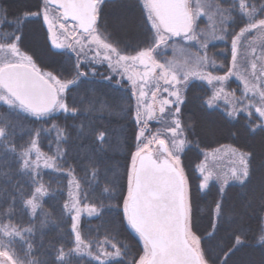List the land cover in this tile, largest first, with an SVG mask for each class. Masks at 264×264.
<instances>
[{"label": "trees", "instance_id": "obj_1", "mask_svg": "<svg viewBox=\"0 0 264 264\" xmlns=\"http://www.w3.org/2000/svg\"><path fill=\"white\" fill-rule=\"evenodd\" d=\"M220 1L233 6L232 0ZM251 1H258V12H264V0ZM41 6L42 0H0V44H16L44 75L52 71L62 79L75 78L77 60L69 51L51 46L39 14ZM230 8L234 21L228 23L225 38L207 48L216 61L211 69L217 73L228 71L232 37L245 25L244 16ZM118 10H123L125 27L116 20ZM99 14V31L121 51L134 53L148 46L151 32L143 0H105ZM248 36L251 38L244 34L239 44L243 49L238 71L251 69L253 48L248 46ZM248 79L264 89V77L259 83ZM227 88L235 96L233 109L203 105L202 99L206 101L211 90L202 81L194 80L185 89L187 99L180 118L190 145L183 154L182 173L185 206L186 177L191 206L190 218L186 213V236L200 254L188 235L190 225L209 264H219L230 248L235 249L223 264H264V121L255 113L260 97L258 92L245 93L243 82L234 77ZM64 100L67 111L58 112L31 111L19 102L11 106L0 103V245L14 251L19 264H136L144 251L143 242L149 250L150 246L128 217L133 180L126 215L123 210L129 166L138 146L132 88L127 80L120 82L114 75L96 72L78 78ZM249 103L253 104L251 114L244 110ZM232 110L235 114L229 117ZM159 125L150 124L152 130ZM33 143L53 158L55 167L38 166L35 173L31 167H23L22 154ZM224 144L250 153L247 180L231 178L223 192L217 182L201 190L196 170L200 151ZM72 180L77 182L83 202L99 209L95 215H83L79 222L85 252L73 250L72 216L65 210ZM39 183L48 193L39 197L42 206L31 214L23 200ZM220 202L217 227L216 206ZM12 224L21 235L7 238L5 226ZM237 235L241 238L238 247Z\"/></svg>", "mask_w": 264, "mask_h": 264}, {"label": "rangeland", "instance_id": "obj_2", "mask_svg": "<svg viewBox=\"0 0 264 264\" xmlns=\"http://www.w3.org/2000/svg\"><path fill=\"white\" fill-rule=\"evenodd\" d=\"M104 1L105 0H103L102 4L104 3ZM232 1H233L232 2L233 6L231 5L229 6L227 3H224L223 1L220 0H191V4L194 7L200 6V11H199V15L197 16V23L194 32V35L196 36V40L183 41L179 37H177L174 43H172V41H169V44L167 46H160L157 52L155 53L156 58L161 63L172 61L178 65H185L193 57V54L195 52L200 51L201 55L206 54L208 58V65L206 71H209L214 76H222L225 73H227L228 71H226L225 73H217L211 69L212 66L216 65V61L212 60L211 56L207 52V48L213 42H217L225 38V34L228 32L227 29L228 23L234 21V19H230V15H229L230 7L231 8L235 7L236 10H238V12L244 16L245 24L248 21V18L242 13L240 0H232ZM257 2L258 1L253 2L251 0H245L244 7H247L249 9L252 19L257 18L256 16L259 14L258 11L252 12L253 8L255 9L260 8L259 3ZM262 4L264 6V2ZM97 7L100 12L101 7L99 5H97ZM145 8L147 9L148 15H150L151 14L150 10L147 7ZM122 11L123 10L117 11L116 20L125 27L126 26L125 21L122 20V16H123ZM39 14L43 18V23L47 29V37L51 46L55 49L66 50L74 54L79 69L77 76L75 78L73 77L70 79H62L52 71L45 72L46 73L45 75L57 87L58 90L59 99L54 108L57 112L67 111V105L64 100V96L66 94L67 89L72 84L77 82L78 78L80 77L89 74H95L96 72L100 74L102 72H105L107 73V77H111L112 75H114L116 76V79L120 82H122L123 80H127L126 77H124L119 72L113 73L111 71L109 67V62L105 60L102 55L104 49L100 47V45L96 43L94 40L90 39V37L92 36L91 30H89L86 33L84 30L78 29L77 23L75 21H73L70 18L66 19L65 17H63V13L61 9L55 5L48 3L47 0H42V6L40 8ZM127 23L128 22L126 21V24ZM247 33L251 34V38L250 36L247 37L249 38L247 39L248 46H250L251 48H255L256 50V52L255 53L252 52L253 55L250 56L251 58L249 61L250 63H252L251 59H255V55L259 56V54L262 51H264V48H262V45H264V33H257L252 31H248ZM98 34L101 35V38L105 39V37L101 34L100 31ZM243 36L244 34L240 36L239 44ZM201 44L204 45L203 48H201ZM242 49L243 48L239 46V54ZM119 51L120 54L122 55H134L136 53V52L125 53L120 49ZM97 53H100L101 55H97ZM116 58L117 57L113 56V59ZM5 62L6 63L23 62V63H29L34 67L37 66L36 64L33 63L31 57L14 43L0 44V67L3 66V63ZM130 62L131 61H125V63H130ZM255 62L259 65L260 62H264V61L255 60ZM250 63H248L247 66H249ZM99 65L104 66L105 69L100 68ZM229 67H233L231 63V59H230ZM238 67H239V63H237V65L235 66L236 74L229 76L228 80L222 83H220L219 80L213 81V85H216L217 89L223 87L225 95H221L219 98L215 99L212 106H219V107L227 106L230 109H233L235 96L227 88V82L229 81L230 78L234 77L237 80L242 81L244 84V80L250 78V72H251V69L247 70L248 67L241 69V71H238ZM194 80L202 81L205 84H207L211 90L210 96L212 95L214 91L212 86L209 85L206 80L199 79L195 76L189 78L187 82V86ZM140 83H143V81L137 82L136 95H133V88L130 85L132 88V95L134 97V117L138 123L139 128L137 135L138 146L136 151L132 155L131 163L128 171V189L123 207L125 215L127 214L125 209L126 200L128 194L130 193L132 180H133L134 167L140 153L152 152L153 155L165 159V161L173 162L183 171L184 170L183 166H185L183 154L186 152V149L190 145L188 139H186L183 129L182 130L177 129L175 132L172 131V129L175 128V124L173 123V115H172L175 107L174 99L172 97H169V99H173V104L165 105L166 111L164 113H160L158 111L157 105L154 102L153 92L156 90L157 84H159L160 87H159V91L156 92L155 100H162L164 97L168 96V93L164 92L163 88L164 87L170 88L171 85H164L162 81L161 82L155 80L149 81L145 85L144 90L146 94L142 98V103L144 107L141 108V103H140L141 98L139 97ZM249 83L251 85L252 83L254 84L256 82L254 81L251 82L249 80ZM0 103L6 104L8 106L17 104L16 99L1 84H0ZM62 104L64 105L63 107H61ZM150 104L152 106V110L154 113L152 116L149 115L148 106ZM152 122H159L160 125L152 130L150 126ZM208 131L210 132L211 130ZM2 136H3V131L0 130V138ZM181 140L186 141V143L181 149L178 150L177 143ZM161 143H163V148ZM222 146L223 149L217 151L218 149H221ZM229 148L238 149L228 144L220 145L213 148L201 149L200 159L196 163L197 166L196 170L199 176V187L201 190H205L211 182H217L221 189V183H223L221 177L230 174L232 168L235 166L234 162L238 163L237 159L231 156V154L228 152ZM27 150L29 151L30 160L36 159L38 155V151L41 152L38 149L37 145H36V149H33L31 146ZM239 150L244 153H249L248 151L242 149ZM247 165L249 166V158L247 160ZM38 166L47 167L45 164H43V161H41V163ZM201 168L203 169V172L201 171ZM205 175L209 176V179L206 182V184L204 183ZM230 179H228L227 183L224 184V189L228 184V182L230 181ZM221 192L223 191L221 190ZM70 193L75 194V199L78 201V206L81 209L76 221L75 232L73 231V227H72L75 245H76L77 243L76 233H79L80 235L79 222L82 216L83 215L91 216L97 214L98 212H92V214H89L88 209L91 208L97 209V208L93 205H90L89 203L83 202L80 196L79 186L75 180L71 181ZM72 199L73 197L72 195H70L69 204H71ZM186 207H187L186 212H188V217L190 218L191 206H190L189 185L187 182V177H186ZM68 212L72 216V225H73V215L75 214V209H72L71 211ZM188 235L190 239L193 241V243L198 247V249L201 250L200 239L193 233V231L190 228V225H188ZM6 236L8 238L9 236L12 235H6ZM143 244H144V251L140 256V258L138 259V261L136 262V264H143L150 254L148 245L145 242H143ZM0 247H4V246L0 245ZM80 247L84 248L82 244H80ZM80 252H85V251H80Z\"/></svg>", "mask_w": 264, "mask_h": 264}, {"label": "snow or ice", "instance_id": "obj_3", "mask_svg": "<svg viewBox=\"0 0 264 264\" xmlns=\"http://www.w3.org/2000/svg\"><path fill=\"white\" fill-rule=\"evenodd\" d=\"M103 0H88L86 3H81L79 5L69 6L70 11L68 15L75 17L80 21L79 26L87 33L91 30L92 36L90 39L94 40L104 49L103 58L109 62V67L113 73L119 72L129 81V84L133 88V95H136V85L138 81H143L139 84V97L141 108L144 107L142 103V98L145 96V85L151 81L163 82L164 85H171V87H164L163 91L168 93V96L164 97L162 100H155L156 92L159 91L160 85L157 84L156 90L153 92L154 102L157 105L158 111L164 113L166 111L165 105H172L173 99L175 101L173 115V123L175 128L172 129L175 132L177 129L182 130V121L179 118L183 112V102L186 101L187 97L185 95V89L187 87V82L190 77H197L199 79L206 80L209 85L213 88V93L211 96H208L207 100L203 98L201 103L208 106H212L214 100L219 98L221 95H225L223 87L217 89L216 85H213L214 80H219L220 83L228 80L229 76L236 74L235 66L237 65L240 56H239V40L240 36L247 33L248 31L264 33V12H260L257 18L252 19L249 9L244 7L245 0H240L242 13L248 18L245 26L241 27L240 32L237 35L232 37L231 41V63L233 67L228 68V72L222 76H214L209 71H206L208 65L207 55H201L200 51H197L193 54V57L185 65H178L172 61H167L161 63L157 58L155 53L160 46H167L169 41L172 43L175 42V39L179 37L183 41H193L196 40L194 35L195 27L197 23V16L199 15L200 6H193L191 0H143L145 7L150 10V15L148 16V24L151 35L149 37V44L147 47L140 48L134 55H122L117 47L113 43L108 42L106 39L101 38L99 35V9L97 5L101 7ZM258 10L253 8L252 12H257ZM204 45L201 44V48ZM264 48V45H262ZM256 50L253 48V53ZM97 55H101L97 53ZM113 56L117 57L113 59ZM251 72L250 77L256 80L259 83L260 77H264V62H260L258 65L255 60L264 61V51H262L259 56L255 55V59H251ZM125 61H131L130 63H125ZM99 62V61H98ZM221 67H225L224 64ZM244 92H251L256 94L258 92L260 97L259 106L255 107V113L257 118L264 120V89L259 85L257 88L256 84L249 83L248 79L244 80ZM172 97L173 99H169ZM64 105L62 104L61 107ZM149 107V115L152 116L153 110L151 104ZM253 104L249 103L244 106V110L248 111L251 114V109ZM142 114V113H141ZM229 117H233L235 110L229 111ZM186 141L181 140L177 143L178 150L185 145ZM33 149H36L35 143L32 145ZM223 149H218L220 151ZM38 151V150H37ZM228 152L231 156L235 157L238 161L234 162V167L232 168L230 174L221 177L223 183H221V190L224 191V184L227 183V180L230 178H235L236 180L246 181L249 175V169L247 165V160L250 156L249 153L241 152L239 149L229 148ZM24 160L23 167H31L35 173L36 167L43 161L47 167H55V163L52 157L45 156L42 152L38 151L36 159L29 158V151L25 150L22 154ZM203 172V169L201 168ZM209 176H204V183L208 181ZM71 184V182H70ZM39 186L35 187L33 193L24 198L23 203L28 206L30 213L34 214L37 208L42 205L39 203V197L47 195L48 190L44 187L42 183L38 184ZM38 194V195H37ZM73 199L71 204L65 202V210L71 211L75 209V214L73 215V231H76V221L79 216L81 209L78 206V201L75 199V194L70 193ZM222 209V202L218 203L216 206V226L219 225L220 220V210ZM99 209L91 208L88 209L89 214L92 212H98ZM7 227L6 235L20 236V231L17 230L16 225L12 224L10 227ZM236 246H239L241 238L239 235L235 237ZM76 245L73 250L75 251H86L87 246L84 248L80 247V244L83 243L79 233H76ZM235 248H230L222 256L219 264H223L228 256L232 253ZM63 255V252L60 253ZM89 255H92L89 252ZM0 264H19V261L16 258L14 251L8 247H0ZM196 264H209V261L206 257L202 255V249L200 254L196 257Z\"/></svg>", "mask_w": 264, "mask_h": 264}, {"label": "water", "instance_id": "obj_4", "mask_svg": "<svg viewBox=\"0 0 264 264\" xmlns=\"http://www.w3.org/2000/svg\"><path fill=\"white\" fill-rule=\"evenodd\" d=\"M66 17L69 6L88 0H48ZM0 84L31 111L49 112L58 101L56 86L28 63L0 67ZM163 148V143H161ZM133 188L127 203L132 226L148 240L151 255L145 264H196L199 254L186 236L185 182L178 166L150 152L137 159Z\"/></svg>", "mask_w": 264, "mask_h": 264}]
</instances>
